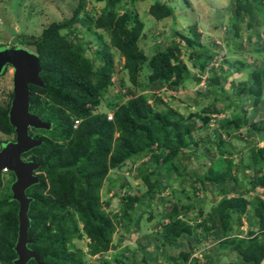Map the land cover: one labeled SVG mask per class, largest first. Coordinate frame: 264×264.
<instances>
[{
  "label": "trees",
  "instance_id": "1",
  "mask_svg": "<svg viewBox=\"0 0 264 264\" xmlns=\"http://www.w3.org/2000/svg\"><path fill=\"white\" fill-rule=\"evenodd\" d=\"M97 1L104 4L97 17L84 12L86 0H79L70 20L52 24L36 40L24 39L21 43L22 49L38 57V76L42 82L41 86L28 85L29 112L50 124L46 131H29L40 143L21 155L38 165L34 171L38 182L25 191L31 199L27 213L30 223L27 248L38 259H30L26 264H87L80 250L70 248L75 239L89 240L90 256L114 249L112 239L117 227L137 226L141 217L136 215L138 210L153 205L176 177L190 185V191L181 194L185 198L195 197L198 189L208 187L220 197L206 219L210 226L204 222L199 226L216 229L221 249L235 253L241 264H264V146L257 147L259 141H264V118L256 122L253 118L233 115L218 124L220 132L214 130L211 139L193 140L195 124L171 105L170 100L163 101L161 95L146 93L149 89L163 88L177 92L189 80V71L180 59L182 51L174 40L178 32L171 30L169 37L156 42L153 53L147 56L140 47L144 25L132 7L135 0ZM126 5L128 9L124 12L115 11ZM228 11L232 21L229 31L234 38L240 37L243 23L255 33L264 24V0H231ZM148 13L161 21L173 17L174 9L153 0ZM79 26L95 39L92 58L86 54L90 41L74 35ZM190 30L191 36L179 35L190 50L189 61L201 74L217 51L202 45L200 35L194 28ZM115 54L123 59L118 67L114 63ZM225 63L229 66L226 73L209 76L207 86L211 91L222 92L226 77L245 65L238 60ZM119 72L125 73L126 80L120 79L116 84L119 90H115L113 76ZM194 80L200 82V78ZM237 90L238 98L230 100L231 105L237 108L242 99L252 97V104L256 106L264 92V63L255 66ZM12 97L11 92L7 102L0 105V133L11 137L0 148L15 140L14 128L8 120ZM216 102L214 99L204 113H219ZM102 103L113 113L111 120L106 112H97ZM208 114L202 117L201 129L207 127ZM75 120L80 121L77 128H73ZM243 126H247L252 139L246 142L245 165L236 164L233 168L232 154L223 156L227 144L222 134L230 137L231 131ZM205 143L208 147L204 155L209 156L211 164L202 173L190 177L184 162L192 157L198 159L196 148ZM129 161L137 165L136 178L145 186V191L140 195L124 193L118 211L110 215L105 210L109 201L103 200L100 192L109 172L121 170ZM233 169L235 174L241 171L242 179L246 169H252L251 180L243 184L232 173ZM8 173L12 178L9 183L0 178V264H14L17 259L19 205L11 200L14 175ZM111 190L109 184L105 194ZM252 191L256 194L246 201L244 196ZM191 209L190 204H166L159 222L162 247L192 233L180 216ZM242 217L250 226L249 237L237 235ZM165 220L168 222L164 223ZM191 253L180 251L177 258L170 260L177 264H195L189 260ZM101 264L138 263L121 254V258L111 263L102 258Z\"/></svg>",
  "mask_w": 264,
  "mask_h": 264
},
{
  "label": "rangeland",
  "instance_id": "2",
  "mask_svg": "<svg viewBox=\"0 0 264 264\" xmlns=\"http://www.w3.org/2000/svg\"><path fill=\"white\" fill-rule=\"evenodd\" d=\"M160 1L167 3L174 9L173 17L161 21L154 20L148 13L153 0H135L132 4L133 9L144 25L140 47L147 56H150L156 42L168 38L171 30L177 31L178 35L175 36L174 40L179 43L182 51L180 59L186 64L190 78L177 92L167 91L163 88L160 90L149 89L146 93L161 95L164 98L163 101L170 100L171 105L175 106L184 117L193 122L196 131L192 135L193 140L196 141L202 138L205 140L207 138L211 139L214 130H218V124L222 120L230 119L233 115L243 116L245 119L253 118L252 120L256 122L262 120L264 118V92L256 106L252 104V97L242 99L240 106L237 108L230 104V100H237L238 86L247 80L255 66L264 63V24L258 27V32L255 33L254 30L247 29L245 23H243L240 37L234 38L229 31L232 21L229 17L228 7L231 0H187V3L183 0ZM78 4L79 0H0V49L24 48L21 46L24 39L36 40L52 24H60L70 20ZM103 6V2L86 0L84 12L97 17ZM125 9H128L127 5L124 8H116L115 11L122 13ZM190 28H194V31L200 35L199 41L202 45L210 50L217 51L201 74L189 61L188 54L190 50L185 47L183 40L180 38V35L191 36L193 32ZM62 34H64L63 31ZM74 35L90 41L86 54L92 58L96 50L95 39L80 26L76 29ZM236 60L243 62L244 67L239 72H234L226 77L222 92L211 91L207 86L209 76L213 74L221 76L229 68L225 62H235ZM114 63L118 67L123 63L122 57L115 54ZM12 78L13 69L11 67L7 69L5 74L0 76V105L7 102L12 92ZM195 78H200V82H196ZM120 79L126 80L125 73L119 72L113 76L115 86ZM115 86L113 89L119 90V87ZM123 91L124 89L121 90L122 93ZM214 99L217 100L215 108L219 110V113H204L205 108ZM106 108V104L102 103L97 112L110 113ZM207 114L209 117L207 127L201 129L202 117ZM41 130L43 131V129ZM37 132L40 133V131ZM218 132L220 131L218 130ZM231 132L230 137L224 133L222 134V138L227 144L223 148V156L226 157L228 153L232 154L231 158L233 164H235L233 168L236 164L244 166L247 160L246 142L251 140L252 137L247 133V126ZM10 138L0 133V145ZM207 145L205 143L196 148L195 153L198 159L192 157L184 162L186 172L190 177H193L195 173H202L205 167L211 164L209 156L204 155ZM263 146L264 141H259L257 147ZM184 152H188V150H184ZM135 166H137L135 163L129 161L121 170L109 172V176L100 192L102 199L109 201V207L105 209L108 214L112 215L118 211L121 205L120 198L124 193L140 195L145 191V186L136 178ZM233 172L235 174V169L232 170ZM241 174L240 171L235 175L242 179ZM251 177L252 169H246L244 178L241 180L242 183L247 184ZM0 178L8 183L12 180L10 173L3 174ZM122 183H125V185L121 186ZM109 184L112 185V190L106 195L105 192ZM197 188L199 187L197 186ZM190 189L188 182H182L177 177L172 178L167 189L160 197L155 199L153 205L148 209L142 207L138 210L136 215L141 214V217L137 226L127 228L126 225H123L122 229L117 227L112 239V243L116 247L106 253L94 256L88 255L89 240L86 238L73 240L70 248L80 250L85 255L87 264H101L102 258L111 263L114 259L121 258V254H124L126 258H132L138 264H177L171 261L170 258H177L180 251H192L189 260L190 262L195 261V264H226L229 262L241 264L235 253L229 249L219 247L221 238L216 229L206 230L204 227L199 226L202 222L206 226H210V222L206 219L211 207L220 197H217L210 187L198 189L195 197L189 199L181 195L182 192H188ZM115 193L118 196H115ZM255 194L252 191L249 195L244 196V199L250 201ZM177 202H179V205L190 204L192 206V209L186 214L181 213L180 215L181 219L191 227L192 233L189 235L184 234L172 245L166 244V247H162V239L158 236L160 216L164 212L166 204ZM200 212H202L201 215ZM151 215L153 217L150 219ZM167 222V220L164 221V223ZM79 228H81L80 223ZM250 231V226L245 217H242V225L237 235L242 238L249 237Z\"/></svg>",
  "mask_w": 264,
  "mask_h": 264
},
{
  "label": "water",
  "instance_id": "3",
  "mask_svg": "<svg viewBox=\"0 0 264 264\" xmlns=\"http://www.w3.org/2000/svg\"><path fill=\"white\" fill-rule=\"evenodd\" d=\"M7 66L13 69V97L8 112L9 124L14 128L15 140L2 145L0 149V175L4 169L12 172L14 181L10 186L11 200L18 203V238L15 244L17 259L14 264H26L30 259L37 260L35 252L27 248L29 219L27 216L31 199L25 191L38 182L34 175L38 165L33 161H24L21 155L39 145L40 141L29 135V129L50 128L29 112L28 85L41 86L38 76L40 67L38 57L22 48L0 49V75Z\"/></svg>",
  "mask_w": 264,
  "mask_h": 264
},
{
  "label": "clouds",
  "instance_id": "4",
  "mask_svg": "<svg viewBox=\"0 0 264 264\" xmlns=\"http://www.w3.org/2000/svg\"><path fill=\"white\" fill-rule=\"evenodd\" d=\"M9 67H11V66H7L6 69H8ZM11 68H12V67H11ZM6 69H5V70H6ZM2 74H3V73H2ZM2 74H1V75H2ZM1 75H0V76H1ZM12 93H13V92H12ZM109 114H111L112 117H113V113H112V112L107 113V116H108ZM111 119H112V118H111ZM111 119H109V120H111ZM31 129H32V128H31ZM29 131H30V130H29ZM21 158H22V157H21ZM22 159H23V158H22ZM23 160H24V161H29V160H25V159H23ZM8 172H10V171H8L7 169H4V170L2 171V173H1V175H3V174H7ZM1 175H0V177H1ZM11 184H12V183H11ZM10 186H11V185H10Z\"/></svg>",
  "mask_w": 264,
  "mask_h": 264
},
{
  "label": "built area",
  "instance_id": "5",
  "mask_svg": "<svg viewBox=\"0 0 264 264\" xmlns=\"http://www.w3.org/2000/svg\"><path fill=\"white\" fill-rule=\"evenodd\" d=\"M111 118H112V115L109 114V115H108V119H111ZM79 123H80L79 120H75V121H74V124H73V128H77V126L79 125Z\"/></svg>",
  "mask_w": 264,
  "mask_h": 264
},
{
  "label": "flooded vegetation",
  "instance_id": "6",
  "mask_svg": "<svg viewBox=\"0 0 264 264\" xmlns=\"http://www.w3.org/2000/svg\"><path fill=\"white\" fill-rule=\"evenodd\" d=\"M29 130H30V132H33V129L30 128ZM14 139H15V138H14ZM0 149H1V148H0ZM25 160H26V159H25Z\"/></svg>",
  "mask_w": 264,
  "mask_h": 264
}]
</instances>
